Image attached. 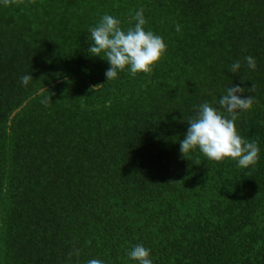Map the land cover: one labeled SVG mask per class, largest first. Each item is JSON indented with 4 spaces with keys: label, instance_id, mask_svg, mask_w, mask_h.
Instances as JSON below:
<instances>
[{
    "label": "trees",
    "instance_id": "trees-1",
    "mask_svg": "<svg viewBox=\"0 0 264 264\" xmlns=\"http://www.w3.org/2000/svg\"><path fill=\"white\" fill-rule=\"evenodd\" d=\"M140 8L166 51L107 82L89 29ZM253 83L235 124L258 162L183 157L194 106ZM136 244L152 264H264V0H0V264H138Z\"/></svg>",
    "mask_w": 264,
    "mask_h": 264
},
{
    "label": "clouds",
    "instance_id": "clouds-1",
    "mask_svg": "<svg viewBox=\"0 0 264 264\" xmlns=\"http://www.w3.org/2000/svg\"><path fill=\"white\" fill-rule=\"evenodd\" d=\"M3 2L8 5L10 0ZM132 19L135 23L124 29L121 27L120 19L106 13L89 29L91 44L87 51L91 57H100L108 62L109 68L105 72L107 82L115 80L118 73L125 69H128L133 77L138 73L152 71L153 66L166 51L163 38L150 30H145L143 8L138 9ZM244 60L248 68L253 70L256 68V61L252 56H246ZM240 68L241 63L237 60L230 65L229 71L235 74ZM31 80L32 75L26 74L21 76L20 83L27 86ZM104 85H94L89 91H99ZM254 92V83L247 88L248 95H245V88L233 84L215 102L219 107L208 102L194 106L195 115L188 118L187 132L179 141L181 155L185 157L191 151L199 150L210 161L232 159L243 169L254 166L259 159L258 143L255 139L241 137L235 124L239 112L252 108L255 100L251 93ZM225 112L227 116L224 115ZM71 255L72 253L69 254V258ZM75 255L79 256V250H76ZM127 256L138 264H152L150 249L142 244L134 245L127 252ZM87 264L104 262L100 259H90Z\"/></svg>",
    "mask_w": 264,
    "mask_h": 264
},
{
    "label": "water",
    "instance_id": "water-1",
    "mask_svg": "<svg viewBox=\"0 0 264 264\" xmlns=\"http://www.w3.org/2000/svg\"><path fill=\"white\" fill-rule=\"evenodd\" d=\"M60 82H61V81L58 80L57 82L53 83L52 86H55L56 84H58V83H60ZM48 88H49V87L46 86L45 88H43V89H41L40 91H38V93L40 94V93H42L44 90H47ZM33 97H34V96H33ZM26 105H27V102H25V103H24L20 108H18L17 110L13 111V113H12L11 116H10L9 125L12 124V119L17 115V113L20 112V111L22 110V108H23L24 106H26Z\"/></svg>",
    "mask_w": 264,
    "mask_h": 264
}]
</instances>
